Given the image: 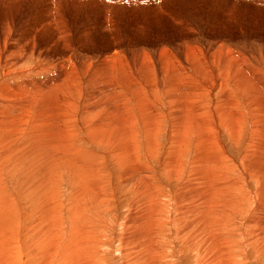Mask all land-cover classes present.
<instances>
[{
  "label": "rangeland",
  "instance_id": "1",
  "mask_svg": "<svg viewBox=\"0 0 264 264\" xmlns=\"http://www.w3.org/2000/svg\"><path fill=\"white\" fill-rule=\"evenodd\" d=\"M2 49L16 63L0 62V264H144L131 219L156 199L158 264H264V195L241 158L264 95L243 86L250 68L264 83V0H0ZM28 83V102L5 95ZM203 147L218 162L191 168ZM204 169L230 193L207 216L187 202ZM73 232L84 261L62 250Z\"/></svg>",
  "mask_w": 264,
  "mask_h": 264
},
{
  "label": "bare ground",
  "instance_id": "2",
  "mask_svg": "<svg viewBox=\"0 0 264 264\" xmlns=\"http://www.w3.org/2000/svg\"><path fill=\"white\" fill-rule=\"evenodd\" d=\"M160 1V0H159ZM106 2H108V0H106ZM106 4V3H105ZM100 7V6H99ZM52 9V8H51ZM100 9V8H99ZM47 15H48V12H47ZM51 16V15H50ZM49 16V17H50ZM48 17V16H47ZM46 17V18H47ZM108 17V16H107ZM45 18V19H46ZM107 22V21H106ZM57 35V34H56ZM5 37V39H6V36H4ZM3 37V38H4ZM32 40V39H31ZM33 41V40H32ZM2 42V41H1ZM6 42V41H5ZM30 42V41H29ZM34 42V41H33ZM26 44H27V42H25ZM3 44V43H2ZM14 44V43H13ZM16 45V44H15ZM23 45V44H22ZM34 45V44H33ZM27 46V45H26ZM25 46V47H26ZM1 47H2V45H1ZM22 47V46H21ZM42 49V48H41ZM5 51V49H2L1 51H0V58L2 57V59H0V62H2L3 63V66L5 67V70H4V72H7V73H10L9 71L10 70H12L13 71V69H14V66H15V63H16V61L13 59L12 61H6V54L5 53H3ZM39 51H41V50H39ZM38 51V52H39ZM25 53V52H24ZM5 54V55H4ZM115 54H116V48H115V51H113V52H110V54L109 55H107V56H105V58L104 59H106V58H109V57H113V55L115 56ZM118 54V53H117ZM116 54V55H117ZM237 54V53H236ZM8 55V54H7ZM11 55H12V53H11ZM226 55V54H225ZM233 55V54H232ZM5 58H4V57ZM68 57V56H67ZM116 57V56H115ZM233 58V57H232ZM244 58V57H243ZM10 59V58H9ZM103 59V60H104ZM110 59V58H109ZM116 59H118V58H116ZM219 59V58H218ZM8 60V59H7ZM69 60V59H68ZM107 60V59H106ZM224 71H228V70H230V68L232 67V61L228 58V57H225L224 59ZM17 61H19V60H17ZM109 61H111L110 63H112V61L113 60H109ZM114 61H115V59H114ZM113 61V62H114ZM108 63V62H107ZM123 64V63H122ZM238 64H239V62H238ZM240 65V64H239ZM243 65V64H242ZM110 68V67H109ZM104 69V68H103ZM112 69V68H111ZM107 71H108V69H107ZM210 71H212V70H210ZM107 73V72H106ZM252 74H253V69H251L250 68V71H249V78H247L244 82H243V86H245L246 87V85L249 87L250 85H252L253 84V86L254 87H256L257 88V90H256V93L257 94H259L262 90H263V92H264V83H263V85L261 84V81L259 80V82H257V85H255V81H258L255 77H252ZM255 74V73H254ZM95 75V74H94ZM64 76H65V74H64ZM108 76H110V74L108 75ZM216 76V75H215ZM231 76H232V78L235 76L234 74L232 75L231 74ZM254 76V75H253ZM73 78V77H72ZM105 78V77H104ZM110 78V77H109ZM109 80V79H108ZM107 81V80H106ZM105 81V82H106ZM162 82V81H161ZM31 83H28V84H26L25 86H16L15 88H17V89H12V90H7V93L5 94V95H10V97L11 96H13L14 98L15 97H17V96H22V95H24V97L26 98V100H27V102L30 100L29 98H27V96H28V94L29 95H32L33 93H35V92H30V93H28L27 92V88H29L31 85H33V84H31ZM53 84V83H52ZM170 84V83H169ZM218 85V84H217ZM38 86V85H37ZM35 88H36V86H35ZM42 89H43V87H42ZM55 89V88H54ZM39 90H41V89H39ZM254 90V89H253ZM186 91V90H185ZM254 92V91H253ZM24 93H27V94H24ZM256 95V94H255ZM3 98H6V97H3ZM21 98V97H20ZM51 98V97H50ZM52 99V98H51ZM173 99V98H172ZM1 100H2V98H1ZM12 100V99H11ZM11 100H8L7 98L5 99V101H6V104H8L7 102H9V101H11ZM15 100V99H14ZM23 100V99H22ZM47 100V99H46ZM16 101V100H15ZM25 100H23L22 101V103H21V105H23L24 103L26 104L27 103ZM51 102V101H50ZM49 102V103H50ZM3 103H4V100H3ZM10 103H12V105L11 106H13V105H17V102H14L13 100H12V102H10ZM247 104H248V106L249 105H251V108H252V110L250 111V119H251V129H250V136H249V140H248V142H247V145H248V147H247V150L246 151H244V154L242 155V159H244L243 161H245V164H246V167H247V175H252L253 176V178L254 179H256L258 182H260V184H261V188H259L260 187V185H258V193L260 194V196H261V194H262V196L264 195V95H256V96H254V102H247ZM30 105H31V102H30ZM48 105V104H47ZM1 107H3V106H5V104H1L0 105ZM32 106V105H31ZM195 106V105H194ZM194 106H192V107H194ZM197 106V105H196ZM191 109V108H190ZM1 111H4L3 109L1 110ZM193 111H195V109H193ZM198 111V110H197ZM196 112V111H195ZM28 113V112H27ZM202 113V112H201ZM191 114V113H190ZM192 114H194V115H197L198 113H192ZM234 115V114H233ZM204 116V115H203ZM2 118V117H1ZM0 118V119H1ZM206 119V118H205ZM3 122H7V121H3ZM208 125V129L209 130H211V133L213 134V136L215 137V142H217L218 141V139H217V131L219 130L217 127H216V125L213 123H209V124H207ZM218 126V125H217ZM186 127V126H185ZM206 127V126H205ZM214 129V130H213ZM203 131H205V130H203ZM183 135V134H182ZM194 136V135H193ZM184 138V137H183ZM198 138H200V137H198ZM204 139V138H203ZM185 141V140H184ZM204 141H206L205 139H204ZM199 142V141H198ZM186 143H188V141L186 142ZM199 144V143H198ZM200 148V147H199ZM204 148V147H203ZM199 151V150H198ZM198 151H196L197 153H195L196 154V156H195V158H194V160H192V164H191V168L192 167H194V164H197L196 165V167L197 166H199V167H202V168H208V170H209V168H211V166H209V164H203L205 161H212L213 159H211V158H213V156H212V154L210 153H206V148H204L203 149V152L200 154V152H198ZM201 151V150H200ZM211 151V150H210ZM194 154V155H195ZM206 156V158H204V155ZM209 157H211V158H209ZM216 160H218V159H215L214 161H212V162H218V161H216ZM199 162V163H198ZM214 165V164H213ZM196 167H194L195 169H196ZM216 167H218V170H217V168H215L217 171H222V170H220V167H219V163H216ZM239 167V166H238ZM193 168V169H194ZM223 168L225 169L226 167H225V165H223ZM201 168H199V170H200ZM212 169H214V167L212 168ZM215 169H214V171H215ZM197 170H198V168H197ZM207 170V169H206ZM205 169H204V175H206L205 177H209V179L207 178L206 180H205V182L207 183L206 185H203V184H201V183H195L194 184V187H193V193L194 194H197V196H195V195H192V198L191 197H189V196H187V202L189 203V204H193V206H198V204L196 203V200L199 198V200L198 201H201V203L203 202V201H205V203L203 204V205H199V206H202V209L201 210H199V207L198 208H196L198 211H203L204 212V214H206V216L209 214V211L211 212L212 210H209V209H211V208H209L210 206L212 207H214V206H220L219 204H223V205H226V203H225V201L222 199L223 197H225V196H227V197H230V193H228L229 191H226V188L224 189L223 187H222V185L224 186V184H223V182H222V180L220 179L221 178V176H218L219 175V173H217V175H216V173H215V175L213 176L212 174H211V176H210V171H208V172H205L206 171ZM190 171H192V169H190ZM212 171V170H211ZM196 172V171H195ZM213 172V171H212ZM198 173L199 174H203V172H201V171H197L196 173H195V175H198ZM222 173V172H221ZM220 173V174H221ZM189 174V173H188ZM189 175H193V172H192V174L190 173ZM208 175V176H207ZM222 175V174H221ZM200 177H201V175H199ZM203 176V175H202ZM195 177V176H194ZM193 177V178H194ZM196 177H198V176H196ZM192 178V179H193ZM226 178V177H225ZM250 178V177H249ZM248 178V179H249ZM203 179H205L204 177H203ZM189 181V180H188ZM194 181V180H193ZM199 181H200V179H199ZM198 181V182H199ZM225 181V180H224ZM238 181V180H237ZM185 182V181H184ZM190 182V181H189ZM192 182V181H191ZM233 182V181H232ZM236 182V181H235ZM227 183V182H226ZM229 183V182H228ZM228 183H227V189H228ZM185 184H187V183H185ZM189 184V183H188ZM187 184V185H188ZM184 185V184H183ZM190 185H193V183L192 184H190ZM237 186V185H236ZM189 187V186H188ZM192 187V186H191ZM225 187V186H224ZM242 184H238V192H240L241 194H243V195H241V196H243L242 198H245V199H247V194L245 193V192H243L242 191ZM202 189H206V191L204 192ZM188 190H189V188H188ZM185 193H187L186 195H189V191H187V190H185L184 191V194ZM192 193V194H193ZM233 193V192H232ZM151 195V194H150ZM186 195H185V197H186ZM249 196V195H248ZM195 197V198H194ZM235 197V196H234ZM237 198V197H236ZM177 199V198H176ZM262 199V198H261ZM264 200V199H263ZM182 199H178L176 202H175V208L177 209V208H179V205L180 204H182ZM230 202V201H229ZM260 202V201H259ZM262 202V201H261ZM151 204H147V213L146 214H144V213H139L138 214V216H137V219H131L132 221H135V220H137L135 223H136V225L138 226V227H140L141 228V232L139 233V235H138V241H139V236H140V234H141V239L143 240V241H141V243L139 242L138 244H136V246H139V248L141 249L142 247V249H144V250H141L140 251V249H137V247L136 248H134L135 250H136V252H141L142 254H143V257H145L146 258V260L144 261V264H158V260H157V256L155 255V253H156V251H155V247H154V242H155V239L153 238V236L152 235H155V232H154V230H155V228H154V223H152V221H151V216H149L148 214H150V213H154V215H155V213H156V211H158V202H157V199H156V201L155 202H150ZM158 204V205H157ZM229 204V203H228ZM185 205V204H184ZM182 206V205H181ZM187 206V205H186ZM192 206V208H190V209H188L187 207H185V208H181L180 207V209H182L184 212L183 213H185V215H186V212L187 213H189L190 215H195V214H191L190 212H191V209H193L194 207ZM183 207V206H182ZM221 207V206H220ZM1 208V207H0ZM194 208V209H195ZM217 208V207H216ZM180 209H178V210H180ZM213 209V208H212ZM259 209V208H258ZM214 210H215V208H214ZM219 210V209H218ZM216 211V210H215ZM224 211V210H223ZM195 212V211H194ZM202 212V213H203ZM178 213H181V214H177L178 215V220H179V222L181 223V234H184L185 233V231H189L191 228H193V226H192V224H193V222L191 221V222H186L185 220L183 221V222H181V219L183 218V213L182 212H179L178 211ZM197 213V212H196ZM216 214V213H215ZM152 215V214H151ZM154 215H152V216H154ZM181 215H182V218H181ZM185 215H184V218H185ZM187 216V215H186ZM196 216V215H195ZM206 216H203V217H206ZM221 216V215H220ZM201 217V216H200ZM213 217V216H212ZM216 217V216H215ZM153 218V217H152ZM198 218V217H197ZM211 218V217H210ZM225 218V217H224ZM146 219L148 220V223L150 224V227H149V229L148 230H146ZM191 219V218H190ZM205 218H203L202 220H204ZM177 220V219H176ZM192 220V219H191ZM195 220H196V218H195ZM200 220H201V218H200ZM206 220V219H205ZM204 220V221H205ZM214 220V219H213ZM221 220V219H220ZM194 221V220H193ZM198 222H199V220H198ZM213 222V221H212ZM195 223V222H194ZM205 223H207L206 221H205ZM209 223H210V221H209ZM261 223V222H260ZM131 224H132V222H131ZM134 224V223H133ZM202 224H203V226L205 227L206 225H204V223L202 222ZM202 224H201V226H202ZM209 225V224H208ZM223 225V224H222ZM196 226V225H195ZM202 226V227H203ZM210 226V225H209ZM211 227V226H210ZM220 227V226H219ZM201 228V227H200ZM209 229V228H208ZM194 230H196V228L194 227ZM201 230H202V228H201ZM212 230H213V228H212ZM216 230V229H215ZM214 230V232H216ZM223 230V229H222ZM157 231V230H156ZM193 231V230H192ZM192 231H191V233H192ZM199 231V230H198ZM223 232V231H222ZM191 233H190V235H191ZM217 233V232H216ZM216 233H214V234H216ZM264 233V232H263ZM204 234V233H203ZM219 234V237L221 236L220 235V233H218ZM80 235L81 236H83L82 235V233H80ZM87 235V234H86ZM131 235V234H130ZM205 235V234H204ZM210 236V235H209ZM208 237V236H207ZM212 237V236H211ZM217 237V236H216ZM222 237H225V235L224 236H222ZM221 237V238H222ZM69 238V237H68ZM127 238V237H126ZM94 239V238H93ZM217 239V238H216ZM215 239V240H216ZM77 241V245L76 244H74L73 242L74 241ZM193 240H194V238H193ZM208 240V239H207ZM83 242V245L86 243V240L84 239V240H82L81 239V237L80 236H78V233H76V232H73L72 233V237H70L68 240H67V245L66 246H64L63 247V249L62 250H64L65 249V253L67 252L68 254H70V259H73V257L75 256V260L74 261H84V252H83V246H82V242ZM157 241V240H156ZM196 241V240H195ZM198 242V241H197ZM71 244V245H70ZM132 244V243H131ZM158 244V243H157ZM203 245V244H202ZM158 246V245H157ZM222 249V248H221ZM72 251H74V252H72ZM90 251V250H89ZM224 251V250H223ZM159 251H157V253H158ZM80 254V257L79 256H77V254ZM141 253H139V254H141ZM66 255V254H65ZM87 255V254H86ZM136 256H137V254H136ZM139 256V255H138ZM87 257V256H86ZM89 257V256H88ZM62 259H63V256H62ZM80 259V260H79ZM89 260V259H88ZM135 260H138V264H143V260L144 259H142V258H140V259H136L135 257L133 258H131V261L133 262V261H135ZM62 261V260H61ZM130 261V260H129ZM131 262V263H132ZM75 264V263H74ZM137 264V263H136Z\"/></svg>",
  "mask_w": 264,
  "mask_h": 264
}]
</instances>
